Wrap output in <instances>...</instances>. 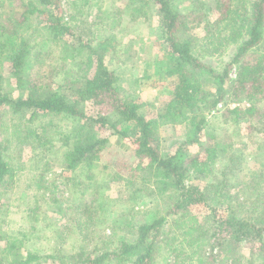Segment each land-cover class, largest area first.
<instances>
[{"label":"trees","instance_id":"16d2710c","mask_svg":"<svg viewBox=\"0 0 264 264\" xmlns=\"http://www.w3.org/2000/svg\"><path fill=\"white\" fill-rule=\"evenodd\" d=\"M210 1L218 16L205 21L200 39L196 17L175 0H129V24L155 19L166 76L175 77L150 118L108 68L121 52L137 54L116 41L121 9H93V0H0V264H264V0ZM200 40L211 55L234 44L229 62L218 70L202 61ZM102 107L111 115H100ZM212 112L219 127L206 134ZM177 124L183 140L162 151L158 130ZM97 129L128 145L131 161L107 158L110 138ZM245 136L258 142L253 177ZM53 162L78 194L56 209L71 211L79 239L41 255L27 240L42 230L41 212L59 202L45 181ZM102 185L140 200L143 220L134 218L136 206L134 216L105 219L109 237L99 236Z\"/></svg>","mask_w":264,"mask_h":264},{"label":"rangeland","instance_id":"374dc122","mask_svg":"<svg viewBox=\"0 0 264 264\" xmlns=\"http://www.w3.org/2000/svg\"><path fill=\"white\" fill-rule=\"evenodd\" d=\"M198 1L204 3V5L198 9ZM175 0V4L178 6L179 9L182 11L189 12L191 15L196 17V24L201 25L199 28L196 29V37L202 39L203 32L202 26L206 20L213 21L218 16L217 11L211 10L214 7L212 1L210 0ZM93 9L96 8L99 4H103V8L106 10H110L111 8H119L122 10V23L124 29H120L118 31L119 35L116 38L121 42L128 44L131 43L134 48L132 50H136L137 54L135 58L128 59V53L121 52V57L118 62H114L113 60L109 59L107 61L109 70L115 72L120 79V87L122 88L124 97H137L140 102L144 103L142 110L144 112H148L149 117L154 108L156 109L157 98L165 93L167 94L169 86L167 85L170 83L171 80L175 77L166 76V60L163 53V49L160 46L162 42V31L158 28L155 19L153 20H145L144 18H139L135 23L129 24V12H128V4L129 0H93ZM67 3L63 4V10L65 14V18L69 16L71 9H69ZM95 12V11H94ZM93 14V13H92ZM91 18L88 22H93ZM91 22V24H92ZM195 32V31H194ZM199 44V45H198ZM197 44L196 50L200 52L199 58L203 61H207L214 67V69L220 70L224 67V65L229 62L231 58L232 51L235 48L234 44H229L228 46L224 47L222 52L215 53V54H207L203 52L199 48H203L204 42L200 40ZM205 51V50H204ZM125 54V55H124ZM120 58V57H119ZM126 58V60H125ZM124 60V62H123ZM48 66L42 67V73L49 71L46 69ZM46 73L45 75H47ZM231 78L235 77V70L233 69L230 72ZM72 86V85H70ZM207 87L210 88L209 85ZM234 107V105H231ZM93 113V111H91ZM94 114V113H93ZM96 114V113H95ZM100 115H111L109 109L102 107L99 111ZM214 112L207 114L208 119V127L205 130L206 134L212 133L215 129L219 127V122H217L216 118H214ZM251 132V131H250ZM248 133V135L250 134ZM158 133L160 137L163 139L161 149L164 152L172 151L180 141L183 140L184 131L182 125H171V126H162ZM247 133V131H246ZM96 134L98 136H109V131L104 129H97ZM252 135V134H251ZM109 141L111 144V148L106 152L107 158L115 160L116 158L127 159L131 161L128 156L124 155H131L129 146L126 144L115 142L113 136H109ZM238 139V138H236ZM243 140L247 141V149L245 151L246 156V173L253 177L258 168L259 163L256 159V154L258 152V142H255L253 138H246L243 137ZM58 147V144L56 145ZM25 156L28 154L27 152L24 153ZM120 155V156H119ZM128 157V158H126ZM131 157V156H130ZM134 163L138 162V159L132 161ZM62 169L56 162L52 163L50 172L45 176V181L49 182L50 190L55 195V198L59 201L58 204H51V209L49 211L41 212L44 216L37 217L40 220L38 227L42 228L35 234L36 237L32 238L31 240H27V244L34 250H37L41 255H54L57 254L59 249L61 250H69L73 244L77 242L78 236L73 232L75 221L73 220V214L70 210L63 211L60 213L57 206H61V208H65L72 204L75 199L78 197V194L72 190H70L69 186L65 185V178L62 176ZM28 176L27 172H22L21 174V183L23 184L25 178ZM102 190L105 192L104 198H100L98 206L101 207L102 211L101 216L103 217L102 221L96 222V232L101 235H105L109 237L110 234L107 225L103 222L105 219H117L124 216H134V211L136 206L139 207V214H136L134 218L136 221L143 220V205L139 201H135L130 199L125 200V195L120 194L117 192L115 186L113 185H102ZM21 187L15 190L16 192L21 191ZM101 189V188H100ZM29 195L32 192H28ZM144 198L142 202L145 204L146 202H150V197L148 194L143 195ZM97 195L94 196L93 199H96ZM98 200V199H97ZM89 199H86L85 202L88 203ZM199 210H196V213L200 216L202 214V209L198 207ZM197 208V209H198ZM13 210V214L10 217L14 221L17 222L20 218V213L15 212L17 207H11ZM204 212V211H203ZM202 216V215H201ZM9 220V219H8ZM9 220V222H10ZM54 222H53V221ZM35 223V222H33ZM9 228L15 229L16 227L14 224H11ZM79 239V238H78Z\"/></svg>","mask_w":264,"mask_h":264}]
</instances>
